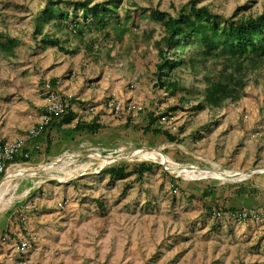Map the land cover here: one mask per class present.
Here are the masks:
<instances>
[{
	"label": "rangeland",
	"instance_id": "374dc122",
	"mask_svg": "<svg viewBox=\"0 0 264 264\" xmlns=\"http://www.w3.org/2000/svg\"><path fill=\"white\" fill-rule=\"evenodd\" d=\"M63 1L82 25L85 0ZM102 1H117L110 36L95 29L80 40L58 32L69 37L65 45L78 48L66 53L44 44L43 34L34 36L47 0H0V31L16 42L12 56L0 51V139L27 138L33 125H43L54 100L74 101L77 113L49 139L39 133L36 141L27 140L31 157L8 165L0 177L36 171L0 191V236L13 235L8 239L22 264H264V67L249 74L243 97L222 109L198 106L203 80L184 67L173 75L182 90L171 95L156 84V42L165 32L151 10L175 15L194 0L89 4ZM198 6L234 18L260 14L264 0H200ZM53 31L45 25L44 33ZM163 113L160 125L177 141L143 131L151 115ZM78 120L102 128L73 132ZM105 157L113 161L105 164ZM140 163L156 167L142 179L102 172ZM178 167L244 175L181 176L173 170ZM240 186L257 193L243 194ZM217 207H236L249 218Z\"/></svg>",
	"mask_w": 264,
	"mask_h": 264
},
{
	"label": "trees",
	"instance_id": "16d2710c",
	"mask_svg": "<svg viewBox=\"0 0 264 264\" xmlns=\"http://www.w3.org/2000/svg\"><path fill=\"white\" fill-rule=\"evenodd\" d=\"M89 1L82 2L81 25L75 9L69 12L62 7L63 0H47L41 14L35 19L34 36L43 34L44 44L57 47L66 53H75L78 48L72 50L65 45L69 37L58 36V32L69 33L80 40L95 29L110 36L107 27L110 20L117 15V1L95 2L93 5H90ZM199 1H191L189 9L182 8L175 15L151 10V16L161 22L165 32L156 42L159 58L155 72L156 84L165 88L171 95H175L182 90V86L179 77L175 80L173 75L179 68L184 67L203 80L202 101L198 106L205 103L211 108L222 109L230 103L238 102L243 97L249 74L264 67V11L256 15L243 14L239 17L225 18L213 13L208 6H198ZM45 25L52 26L54 31L44 33ZM115 31L117 34V29ZM122 32L125 33L126 29ZM15 44V39L7 37L0 31V51L4 52L6 57L14 54ZM179 50L183 54H179ZM185 55L189 56L187 60L182 58ZM56 83L57 80L52 81L53 86H56ZM186 100L184 96L180 97L181 102ZM73 102L66 103L67 109L59 121L53 118L47 124H43L40 136L47 139L51 130L57 128L61 131L64 124L72 122L77 114ZM177 108L171 107L169 111L173 112ZM165 116L167 115L164 113L151 115L149 124L143 131L161 134L170 142L177 141L178 138L173 133L164 130L160 125V120ZM127 123L129 124V121ZM101 128L102 125L97 121L89 123L78 120L72 131H88L95 134ZM47 144L48 146L51 144L49 140ZM25 152L30 150L25 148ZM25 160L27 159L24 157H15L13 163ZM154 167H156L154 163H140L129 169L127 164H120L106 168L102 172L118 179H124L131 174H135L137 179H142L144 174ZM213 190V187L210 190L206 189L202 196L204 198L210 196ZM240 192L254 195L257 189L240 186ZM216 210L218 213L224 212L240 219L249 218L236 207H217Z\"/></svg>",
	"mask_w": 264,
	"mask_h": 264
},
{
	"label": "built area",
	"instance_id": "2783aa9c",
	"mask_svg": "<svg viewBox=\"0 0 264 264\" xmlns=\"http://www.w3.org/2000/svg\"><path fill=\"white\" fill-rule=\"evenodd\" d=\"M67 104L62 100H54L47 109V115L43 119V124H47L48 121L56 118L58 120L65 113ZM117 112V106L114 107ZM40 133V129H32L27 138H20L13 141L0 142V176L5 174L8 169V165H13L15 157L30 158L29 152H25L26 142L29 139L37 137ZM10 163V164H9Z\"/></svg>",
	"mask_w": 264,
	"mask_h": 264
},
{
	"label": "bare ground",
	"instance_id": "6f19581e",
	"mask_svg": "<svg viewBox=\"0 0 264 264\" xmlns=\"http://www.w3.org/2000/svg\"><path fill=\"white\" fill-rule=\"evenodd\" d=\"M142 150H138L136 152V155H141V154H144L141 153ZM152 155H157V153H154ZM154 157V156H153ZM113 160L111 158H108V157H105L103 158V162L105 164H109L111 163ZM176 173H178L179 175L183 176H188V175H192V174H200V175H204V176H208L211 174V177L213 178H216V179H227L224 175H222L221 173L219 172H207L205 170H202L200 168H196V167H178V168H175L173 169ZM26 172H30V174L34 175L35 174V170H25V169H21V170H15L11 173H9L6 177V179L1 183L0 185V191L1 190H8L9 187H10V183L12 180L14 179H17V178H20L22 177ZM0 195L2 196L3 194H1L0 192Z\"/></svg>",
	"mask_w": 264,
	"mask_h": 264
},
{
	"label": "crops",
	"instance_id": "0c3cea01",
	"mask_svg": "<svg viewBox=\"0 0 264 264\" xmlns=\"http://www.w3.org/2000/svg\"><path fill=\"white\" fill-rule=\"evenodd\" d=\"M11 126L17 128L18 130V125H15V126L11 125ZM33 126L36 129H39V128L41 129L43 125H33ZM71 126L72 128L74 127V125H71ZM18 137H14L15 139L13 138L10 141L16 140V138ZM6 141H9V138L5 137V138L0 139V142H6ZM33 141H36V139H33ZM11 236L13 235L9 234L8 232L5 234L2 233V235L0 236V264H15V263L22 264V262L18 261L20 259L21 253L15 247H13V244H11V241H10Z\"/></svg>",
	"mask_w": 264,
	"mask_h": 264
},
{
	"label": "water",
	"instance_id": "95a60500",
	"mask_svg": "<svg viewBox=\"0 0 264 264\" xmlns=\"http://www.w3.org/2000/svg\"><path fill=\"white\" fill-rule=\"evenodd\" d=\"M120 159V158H119ZM125 158H121V160H123ZM27 173V172H26ZM222 175H224L227 179H234V178H238L239 176H243L244 174L243 173H234V174H225V173H221ZM245 174H249V172H245ZM6 179L3 178L1 181H0V185L1 183Z\"/></svg>",
	"mask_w": 264,
	"mask_h": 264
}]
</instances>
